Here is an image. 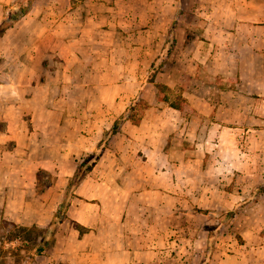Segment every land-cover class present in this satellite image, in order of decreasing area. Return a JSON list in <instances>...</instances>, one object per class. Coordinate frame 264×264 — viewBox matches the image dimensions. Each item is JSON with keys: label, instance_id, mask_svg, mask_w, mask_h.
<instances>
[{"label": "rangeland", "instance_id": "374dc122", "mask_svg": "<svg viewBox=\"0 0 264 264\" xmlns=\"http://www.w3.org/2000/svg\"><path fill=\"white\" fill-rule=\"evenodd\" d=\"M16 1L0 0V22ZM39 1L44 4L48 0ZM87 1L85 10L75 11L76 19L85 12L87 44L94 47L93 38L101 36L119 48L117 59L125 64L124 71H119L123 84L91 87L88 91L91 106L101 101V107L93 111L103 112L98 129L106 131L110 123L112 127L129 108L130 119L122 122L118 132L125 134L123 128L139 126L155 138L150 164L143 162L148 150L143 137L130 143L127 133L122 143L135 152L140 167L145 165L141 172L146 176L137 177L131 220L126 224L124 216L125 225L118 227L122 233L133 224L132 231L128 230L135 249L130 264H201L208 254V264H264V191H257L264 186V98H234L230 93L247 68L257 66L250 70L251 79L264 83V49L255 54L243 47L247 39L242 35H227L229 31L264 32V0H99L97 6ZM62 4L61 14H65L72 2ZM60 30L67 34L74 28L63 25ZM171 31L177 42L156 83L165 86L161 87L162 94L168 95L169 102L181 104L182 110L158 99L156 83L144 84L150 64L161 53ZM8 42L0 39V63L15 50L16 42ZM106 47L99 45L102 68L109 66ZM51 58L44 57L41 62L60 65L70 57L59 53L53 61ZM87 59L93 62L92 55ZM117 75V70L110 69L104 76L112 84ZM20 80L8 88L13 96H20L26 86V81ZM188 89L213 98H187ZM25 112L28 127L37 128V121L29 117L30 110ZM198 112L206 115L198 116ZM13 148L11 145L8 149ZM9 150L0 151L2 159L5 153L13 158V150ZM37 156L38 152L27 150L21 157L30 162L22 168L21 176L26 179L22 189L30 202L43 207L37 218L45 224L14 220L23 216L25 222H31L36 212L27 207L20 215L18 199H13L9 214L0 215V264L37 263L33 252L39 230L48 226L62 201L68 179L59 180L55 172L42 167L34 172L32 162ZM188 159L194 164L187 163ZM196 160L204 164L196 165ZM18 172L13 171L9 180L0 175V209L3 191L18 189ZM124 194L125 206L128 192ZM231 211L233 215H229ZM69 225L67 221L60 230L63 237L72 239ZM32 227L36 229L28 246L24 228ZM10 231H18L15 238ZM213 233L209 252L208 237ZM54 245L42 255H52Z\"/></svg>", "mask_w": 264, "mask_h": 264}, {"label": "crops", "instance_id": "0c3cea01", "mask_svg": "<svg viewBox=\"0 0 264 264\" xmlns=\"http://www.w3.org/2000/svg\"><path fill=\"white\" fill-rule=\"evenodd\" d=\"M68 1L70 4L72 2L69 6L70 10L61 14L60 6H64L62 3H67V0H48L44 4L36 0L30 12L0 37L4 42L9 40V44L16 42L15 50L11 51L13 55L6 57L0 63V125L3 126L0 127V151L7 152L11 145L14 146L9 150H13L11 154L13 158H8V154H4V158L9 161L2 159L0 155V167L4 170V172L0 170V175H5L9 180L13 171L14 173L19 171L16 182L18 189L3 191L0 215L9 214L10 202L13 204L12 200L18 199L16 204L21 211L17 213L21 215L27 207H31L32 212H36L34 214L36 217L31 222H25L23 216H15L13 219L31 225L45 224L37 218L43 207L40 203L30 202L29 197H26L28 193L22 189L26 182L21 176L24 173L22 168L30 162L21 157L27 150L36 151L38 159L32 162L34 172L38 167H42L55 172L59 180L69 179L74 174L78 162L97 150L105 132V128L98 129L100 128L98 118L103 112H93L101 107V101H98L100 104H97L96 108L91 106L89 103L91 95L88 91H91V87L101 88L108 85L118 87L123 84L119 82V79L121 81L119 71H124L125 64L117 59L119 48L111 45L110 41L101 36L93 38L94 47H90L85 32V25H88L85 12H80L81 19L75 18V11L79 8L85 10V3L88 1ZM90 4L97 6L100 2L90 0ZM63 25L73 26L74 31L67 34L61 32L60 28ZM17 26L20 27L19 30H12ZM237 34L236 37L242 35L247 39L243 47L250 49L251 52L256 54L257 51L264 49V32L229 31L227 33L228 36L233 37ZM260 43L263 45L259 46ZM101 44L107 46L106 53L110 56V59L106 60L109 66L105 68L101 66L104 60L101 57L102 49L99 48ZM59 53L70 57L66 59V63L58 65L55 62L50 63L51 61L47 64L41 62L44 57L49 59V56L53 61V56ZM14 54L15 61L12 60ZM89 55L93 56V62L87 59ZM254 67L245 69L244 71L248 72L245 76L241 75V81L230 89L234 98H264V83L251 79L253 74L250 70H255ZM110 69L118 71L116 81L112 84L107 83L108 79L104 76ZM20 79L26 81V86H23L25 88L20 96L16 97L9 89L14 81ZM65 88L71 91L66 92ZM195 90H186V97L213 98ZM26 110H30L31 121H37V128L28 127L29 124L25 121ZM195 114L206 115L201 112ZM110 127L111 123L106 129ZM123 130L127 132L125 134L118 132L112 136L94 168L76 188V195L68 209V218L58 227L52 255H37L36 264H130L133 262L135 249L131 235L128 234V230L132 231L133 224L122 233L118 231L120 230L118 227L125 225V222L127 224L131 220L130 216L134 214L135 201L132 193L135 190L137 177L139 175L146 177L141 172V168L145 165L142 164L140 167L139 161L135 160V152L125 148L126 143L124 145L122 143L128 134H130V143H135V139L143 137L141 140L148 141L147 158L143 162L150 164L155 150V138L151 136V131L146 134L139 126L126 130L123 128ZM118 141H120L119 145ZM187 163L194 164L191 159H188ZM199 163L204 164L203 161L196 160V165ZM124 192H128L125 198L126 207L123 205ZM124 216H127L125 222H123ZM67 221L70 222L69 228H72L69 229L72 230L70 233L72 239L67 237L68 235L63 237V232L60 230ZM81 227L85 228L83 233L79 230ZM95 237H98V240H94Z\"/></svg>", "mask_w": 264, "mask_h": 264}, {"label": "trees", "instance_id": "16d2710c", "mask_svg": "<svg viewBox=\"0 0 264 264\" xmlns=\"http://www.w3.org/2000/svg\"><path fill=\"white\" fill-rule=\"evenodd\" d=\"M36 0H17L14 5L9 9V11L4 16L3 20L0 22V37L4 35V33L11 27H13L18 21H20L24 16H26L30 10L32 9ZM177 42V36L174 31H171L170 36L167 38L161 53L152 61L150 64L147 80L144 83L146 85L147 82L149 83H156L157 74L162 70L164 63L166 62L167 58L172 54L175 45ZM158 92V99H161L170 104L171 107L175 109L182 110L181 104L177 102H169V97L167 94H162L161 87H165L162 84H157ZM160 93V94H159ZM129 108L124 112L120 118L115 120L114 124L109 130H106L103 137L100 139L97 150L88 154L87 156L83 157L76 167L74 174L69 177L68 183L64 190V195L62 198L61 203L59 204L57 210L54 212L53 217L46 228L41 231L39 239L34 245V252L35 255H42L45 251H47L50 247H52L56 242V233L58 227L61 223H63L68 218V209L70 207L72 199L75 197L76 193L75 190L81 181L90 173V171L94 168L96 163L98 162L100 156L106 149L109 144L110 139L114 134H116L123 121L130 119L128 115ZM257 191H264V186H260ZM256 191V192H257ZM256 192L254 194H256ZM234 211L229 212V215H233ZM15 225V224H14ZM36 228H24L27 235V239L25 240L26 245H31V232ZM85 231L84 227H81V233ZM14 233V238L16 237L17 232L10 231V235L12 236ZM214 234H211L208 237V251L212 250L213 247V239ZM18 237V236H17ZM210 259V254L201 262V264H208Z\"/></svg>", "mask_w": 264, "mask_h": 264}]
</instances>
